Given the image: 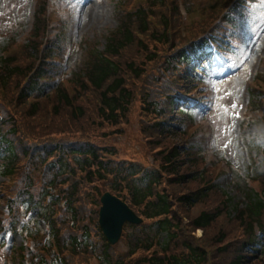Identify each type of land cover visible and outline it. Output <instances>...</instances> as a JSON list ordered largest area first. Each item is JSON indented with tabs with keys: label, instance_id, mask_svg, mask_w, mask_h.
<instances>
[{
	"label": "trees",
	"instance_id": "trees-1",
	"mask_svg": "<svg viewBox=\"0 0 264 264\" xmlns=\"http://www.w3.org/2000/svg\"><path fill=\"white\" fill-rule=\"evenodd\" d=\"M229 1L212 0L189 36L180 32L176 2L169 30L167 14L155 9L164 0H145L131 11L119 6L118 26L104 49L90 48L65 81L57 79L61 63L35 65L36 37L45 28L40 3L35 39L0 56V174L10 179L1 193L7 213L0 235L28 229L29 243L19 249L28 264H90L95 258L99 264H264V172L262 191L247 192L243 207L232 205L214 182L216 170L196 148L178 143L192 118L183 110L171 117L186 84L177 64L201 56L203 43L191 48V39ZM149 11L157 26L147 20ZM135 111L136 140L153 167L119 156L115 139ZM106 190L144 219L128 224L124 253L109 245L96 222ZM27 214L43 219L46 232L33 229Z\"/></svg>",
	"mask_w": 264,
	"mask_h": 264
},
{
	"label": "rangeland",
	"instance_id": "rangeland-1",
	"mask_svg": "<svg viewBox=\"0 0 264 264\" xmlns=\"http://www.w3.org/2000/svg\"><path fill=\"white\" fill-rule=\"evenodd\" d=\"M120 1H57V14L65 16L62 37L66 44H70V52L64 61L66 70L73 67L76 62H83L86 59V49H104L106 38L118 26L119 21L115 12ZM207 1L209 0H200L201 3ZM33 6L34 0H0V54L2 48L11 51L15 48L13 43L26 41L32 22ZM125 7L127 8V4ZM192 18H197L195 13ZM233 25L235 31L239 30L241 32L239 34L243 35L238 49L241 57L226 62L225 58L218 54L213 59L212 67H209L208 71L204 69L207 74L202 86L197 87L195 93L198 96L197 101L192 100L188 103L189 106L194 104L196 107H193L194 118L199 126L189 134L184 144L200 147L209 162L211 161L209 155L213 152L216 157L228 161L237 178L233 172L231 174L226 170L219 175L216 182L233 197L234 203L244 192L242 189L248 186L246 174L251 168L250 161L263 158L261 152L264 151V121L254 112L245 111L243 114L240 110L244 106L253 74L264 72V0L253 5L248 15L236 19ZM58 31V28H51L49 33L54 34ZM240 66L242 68H239ZM191 79L195 80L193 76ZM191 84L194 86L196 82L191 81ZM198 90L202 93L200 94ZM202 98L213 102L211 108L203 106ZM131 119L126 131L115 139L119 156L151 162V155L146 153L136 140L139 130L138 111L133 113ZM239 174L241 178H238ZM1 180L2 177L0 182ZM0 210L5 211L6 207L0 204ZM38 220L37 227L45 230V223ZM194 235L202 238V231L196 229ZM25 241V235L21 232L6 237L0 252V264H27L26 260L18 259L16 253V249L24 245ZM127 248L126 243L119 240L116 250L124 252ZM257 262L263 263L260 259ZM91 264L97 263L92 261Z\"/></svg>",
	"mask_w": 264,
	"mask_h": 264
},
{
	"label": "water",
	"instance_id": "water-1",
	"mask_svg": "<svg viewBox=\"0 0 264 264\" xmlns=\"http://www.w3.org/2000/svg\"><path fill=\"white\" fill-rule=\"evenodd\" d=\"M100 225L111 243H115L121 233L122 224L125 221L140 222V219L121 200L105 193L101 197Z\"/></svg>",
	"mask_w": 264,
	"mask_h": 264
}]
</instances>
